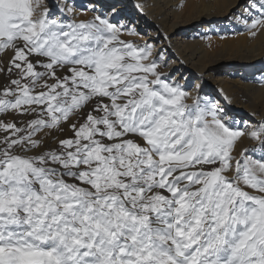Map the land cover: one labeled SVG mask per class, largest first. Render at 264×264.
<instances>
[{
    "label": "snow or ice",
    "instance_id": "6c2138e0",
    "mask_svg": "<svg viewBox=\"0 0 264 264\" xmlns=\"http://www.w3.org/2000/svg\"><path fill=\"white\" fill-rule=\"evenodd\" d=\"M89 3L0 0V264H264V121Z\"/></svg>",
    "mask_w": 264,
    "mask_h": 264
},
{
    "label": "bare ground",
    "instance_id": "6f19581e",
    "mask_svg": "<svg viewBox=\"0 0 264 264\" xmlns=\"http://www.w3.org/2000/svg\"><path fill=\"white\" fill-rule=\"evenodd\" d=\"M73 2L81 6L77 9L81 13L91 7L89 0ZM94 3L99 12L115 4L119 15L112 22L139 33L128 36L131 39L141 44L148 40L162 50L171 69L179 66L174 78H182V85L189 82L200 85L201 96L217 100L228 115L249 119L236 122L237 126L251 127L264 121V35L250 38L234 15L249 0H94ZM141 4L143 10L137 7ZM88 14L92 15L90 11ZM236 31L243 34L226 40L211 38V34ZM165 34L169 40L164 39ZM229 65L234 67L230 76L243 79L218 76ZM245 71L249 72L246 77L241 75ZM245 143L251 144L247 140Z\"/></svg>",
    "mask_w": 264,
    "mask_h": 264
},
{
    "label": "rangeland",
    "instance_id": "374dc122",
    "mask_svg": "<svg viewBox=\"0 0 264 264\" xmlns=\"http://www.w3.org/2000/svg\"><path fill=\"white\" fill-rule=\"evenodd\" d=\"M113 5H115V4H113ZM109 7V6H108ZM108 7L105 9V11L108 9ZM88 16L90 17L91 15L90 14H88ZM117 24H118V22H117ZM128 28V27H127ZM129 29V28H128ZM243 34V32L242 31H236L235 33H233V34H225V35H223V34H219V35H217V34H211V38H215V39H217V40H226V39H230V38H233V37H236V36H240V35H242ZM126 39H131L130 37H128V36H126L125 37ZM131 40H133V39H131ZM134 41L135 42H137V43H140L141 44V41H138V40H135L134 39ZM211 48V50H213V51H215V49L213 48V47H210ZM234 67H233V65H229V66H227L226 68H224V72H220L219 74H218V76H220V77H225V78H234V79H243V78H241V76H230V72L232 73V69H233ZM174 69H179V66H177V67H175ZM179 71V70H178ZM178 71H168V72H171V75H172V78L173 79H176V80H179L180 82H181V80H182V78H174L175 77V75H177V73H178ZM236 73H240V72H236ZM253 74H256L255 72H252ZM225 74H226V76H225ZM229 74V75H228ZM233 74V73H232ZM241 75L242 76H244V77H246V76H248L249 75V72H241ZM192 84H194V83H192ZM229 116H231V115H229ZM232 117V120L236 123V122H241V121H246L247 122V120L249 121V119L248 118H245L244 116H242V117H234V116H231ZM5 119H8V118H5ZM0 135H3V133H0ZM71 135V132H69V131H66L65 133H63L62 134V138L64 137V136H70ZM246 144V143H245ZM252 146V144H250V147Z\"/></svg>",
    "mask_w": 264,
    "mask_h": 264
}]
</instances>
